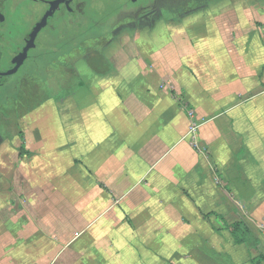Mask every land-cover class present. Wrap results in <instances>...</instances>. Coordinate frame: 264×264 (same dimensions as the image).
Masks as SVG:
<instances>
[{"label": "crops", "instance_id": "obj_1", "mask_svg": "<svg viewBox=\"0 0 264 264\" xmlns=\"http://www.w3.org/2000/svg\"><path fill=\"white\" fill-rule=\"evenodd\" d=\"M171 13L77 61L13 152L0 118V264H264V0Z\"/></svg>", "mask_w": 264, "mask_h": 264}, {"label": "rangeland", "instance_id": "obj_2", "mask_svg": "<svg viewBox=\"0 0 264 264\" xmlns=\"http://www.w3.org/2000/svg\"><path fill=\"white\" fill-rule=\"evenodd\" d=\"M90 1L91 3L88 2L87 4H81V6L79 5L80 7H82V10L80 8L79 11L83 14L84 18H87L88 21H84L80 25L77 24L76 19L73 16H61L60 14L56 15L54 20L51 19L52 22L48 23V25L43 28V30H41V32L36 37L34 46L28 54L29 59H34V61H27L16 74L0 76V105L1 103H3V100H5L6 97L9 100L14 96L16 97L18 95V92L21 90L20 86H24V84L26 83L25 80H27L28 78L35 76L36 78L45 80V73L47 70L45 66L48 65L51 60L65 59L66 55H68L66 53H72L74 47H81L82 43L87 44L88 42L84 40H87L88 36H95L99 33L102 34L103 31H108L109 29L112 30L114 28L119 30L123 26L130 25L132 21L129 18L130 14H138L139 7L142 4L150 3L151 0H140L139 2H131L130 0ZM158 1L159 5H168L171 4V2L175 5H179L183 0ZM18 3L21 5V11L20 15H18V20L20 21V23H22L19 27L15 25V28L11 33L12 36H10L6 42L0 43V72L8 71L13 66V62H16V58L14 59V57L16 55L18 56V54L20 55V53L18 52V48L22 49L26 44V31L29 29L31 30L36 25L43 10V6L41 8L42 10H39L40 6L36 2V0H7V11L10 7L12 12V9ZM11 15L12 13H10V15L7 13V16H9V20ZM163 15L165 16L166 12H164ZM156 19L158 21L159 18ZM167 19L174 21L172 19H175V17L170 12V17H166V20ZM119 20L121 21L118 23ZM8 29L9 27L6 30ZM74 42H77V44L74 45ZM44 58L46 60H43ZM12 59L13 61H11ZM56 65L58 66H54L53 69V72H55V74H57V69H59V71L61 72V69L65 68H62V66L60 67L59 64ZM79 69L81 68L79 67ZM53 80L54 82H56L57 79L53 78ZM59 82L60 80H57V84H59ZM73 83L74 82L72 81V84ZM16 88L18 91L15 92ZM32 88L34 89V91L38 90L37 86H32ZM68 88L58 86L51 89L53 93L57 92V95L60 98L61 96H63L64 98L65 91L68 90ZM41 97L43 98L42 95ZM41 97L39 96V98ZM18 115V113L11 114L9 116V119H5L6 121L4 120V122H6L4 123V125H6L7 127L6 130H9L10 137H12L13 134V139L9 145L11 152H13V150L15 149H18V146H20L21 144L17 136V132H19L20 129H23L24 125L22 123V116L18 117ZM5 117L7 118V116H5L0 111V118L3 119ZM1 130L2 129L0 128V131ZM3 137L6 138V136L4 135ZM5 143L6 142L3 141V143L0 144V147Z\"/></svg>", "mask_w": 264, "mask_h": 264}, {"label": "trees", "instance_id": "obj_3", "mask_svg": "<svg viewBox=\"0 0 264 264\" xmlns=\"http://www.w3.org/2000/svg\"><path fill=\"white\" fill-rule=\"evenodd\" d=\"M87 41V44H83L81 47H74L73 52L70 54V56H67L63 60H51L48 65H46V73H45V80H41L39 78L30 77L27 80H25L24 86H20L21 90L18 92V95L13 97L9 100L7 104L4 106L9 109H1V112L9 117L11 114H19L18 117L24 116L28 112H30L32 109L37 107L39 104L43 103L44 101H48L49 99H61L57 95V92L53 93L52 89L53 87H66V85L72 84H81L80 75L78 73V69L80 67V63H77V61L82 59H89V58H95L98 59L97 54H102L104 44L96 39V40H84ZM79 43V44H80ZM56 64H59V66L63 69H61V72L59 69H57V74L53 72L52 69H54V66H58ZM53 73V75H52ZM60 74V76H59ZM33 75V74H32ZM42 77V76H41ZM57 77V78H56ZM53 78L60 80L59 84L54 82ZM23 82V81H22ZM28 82V83H27ZM32 86H37L38 90L34 91ZM52 91V92H50ZM67 91V90H66ZM65 91V96H67V92ZM43 96V98L41 97ZM39 96L41 98H39ZM23 152L25 149L22 147ZM29 153V152H28ZM229 230L233 235V238L235 239L236 243L243 244L247 243L250 244V238L251 234L249 231V228L247 225L243 222L235 223L231 226H229ZM264 259V258H263ZM260 261V259H258Z\"/></svg>", "mask_w": 264, "mask_h": 264}, {"label": "flooded vegetation", "instance_id": "obj_4", "mask_svg": "<svg viewBox=\"0 0 264 264\" xmlns=\"http://www.w3.org/2000/svg\"><path fill=\"white\" fill-rule=\"evenodd\" d=\"M56 1H58V0H36V2L40 6L39 10L43 9L42 13H41V15L39 17V20L36 23V25L43 19V17L50 10L52 5L55 6L54 7L55 9L53 11V14L47 19V23H46L45 27L48 25V23L52 22L51 19L54 20L55 16L59 15V14L61 16L62 15L63 16L64 15L65 16L66 15H70V16L75 17L77 24H80V25L84 21H88L87 18H84L83 14L79 11V9L81 8V10H82V7H80L81 4L84 5V4H87L88 2L91 3L90 0H59L58 3ZM130 1L131 2H139L140 0H130ZM201 1H208V0H183L182 3L179 4V5H175L172 2H171V4H168V5H163V4L159 5L158 4L159 3L158 0H156V1L151 0L150 3H148V4H146V3L142 4L139 7L138 14H136V15L130 14L129 18L132 20L131 22L138 21L139 22L138 24L144 26L147 21H151L152 22V21L156 20V18H159L161 15L164 14V12L170 13V11L173 12L175 10H181V9H184V8L187 11L196 9ZM6 2H7V0H0V43L1 42L2 43L6 42L9 39V37L12 36L11 33H12V30L15 28V25L17 27H19L20 24L22 23V22L20 23V21L18 20V15H20V11H21V5L18 3L19 5L17 4L12 9V12H11L10 7H9V9L7 11ZM42 6H43V8H42ZM7 13L9 15H10V13H12V15L10 17V20H9V16H7ZM120 21L121 20H119L118 23ZM36 25L31 30L29 29V30L26 31V33H25V34H27L25 36V43L26 44H27V40H28L29 34L33 31V29L36 27ZM6 27L7 28L9 27V29L6 30L7 29ZM45 27H43V28H45ZM43 28L41 30H43ZM115 29L116 28H114L112 30L109 29L108 31H103L102 34H104V36H102V38H98V37L97 38H90L91 36H88L87 40H90V39L96 40V39H98L104 44V48H105L107 46V43H110L114 39L115 35L117 34L118 30L117 29L115 30ZM102 34L99 33V35H102ZM34 43H35V41H34ZM26 44H25V46H26ZM23 48L22 49L18 48V52L20 54L23 51ZM30 50H29V52H30ZM29 52H28V54H29ZM66 54H68V55H66V57H67V56H70L71 53L70 54L66 53ZM16 56L14 57V59L16 58L15 60L17 61L19 54H18L17 57ZM43 60H46V59L44 58ZM11 61H13V59ZM27 61L32 62V61H34V59H29V57H27L25 63ZM15 64H16V62L15 63L13 62V66L11 67V69L14 68ZM24 64H23V66H24ZM4 72H6V71H4ZM4 72H0V73H4Z\"/></svg>", "mask_w": 264, "mask_h": 264}, {"label": "built area", "instance_id": "obj_5", "mask_svg": "<svg viewBox=\"0 0 264 264\" xmlns=\"http://www.w3.org/2000/svg\"><path fill=\"white\" fill-rule=\"evenodd\" d=\"M167 87L171 88V86L168 84L162 85V88H167ZM176 99L178 100L179 103H181L183 107L188 106L185 102V98L182 95H179V97H177ZM187 113L189 117L188 118L189 123L187 125V129L184 134V139L187 140V142L193 149H195L198 152H203L204 147L201 145V143L198 140V133L201 126V122L197 118L195 111L193 109L191 108L187 109Z\"/></svg>", "mask_w": 264, "mask_h": 264}, {"label": "water", "instance_id": "obj_6", "mask_svg": "<svg viewBox=\"0 0 264 264\" xmlns=\"http://www.w3.org/2000/svg\"><path fill=\"white\" fill-rule=\"evenodd\" d=\"M56 2L58 3L59 0L56 1ZM54 7L55 6L52 5L50 10L43 17V19L36 25V27L33 29V31L29 34L28 40H27V44L23 48V51L21 52V54L19 55L14 68H12V69L4 72V73H0V75H13V74H16L19 71V69L23 66V64L25 63V61H26V59L28 57L29 50L32 49L33 46H34V41H35L38 33L41 31V29L43 27H45V25L47 23V19L53 14V11L55 9Z\"/></svg>", "mask_w": 264, "mask_h": 264}]
</instances>
